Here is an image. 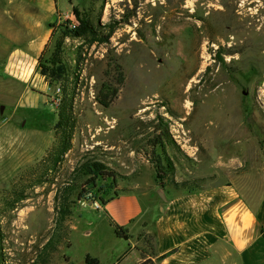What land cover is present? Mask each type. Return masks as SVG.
I'll return each mask as SVG.
<instances>
[{
	"label": "rangeland",
	"instance_id": "1",
	"mask_svg": "<svg viewBox=\"0 0 264 264\" xmlns=\"http://www.w3.org/2000/svg\"><path fill=\"white\" fill-rule=\"evenodd\" d=\"M55 4L57 13L65 15L55 18L44 59L61 32L77 25L73 7L97 26L113 27L103 43L63 40L64 75L68 82L77 78V123L64 177L82 163H100L116 174L115 182L97 180L96 189L102 190L93 193L108 198L136 190L149 213L162 202L161 190L177 194L220 184L233 185L255 208L264 192V0ZM4 14L1 10L0 59L12 51L29 54L40 28L28 26L31 19L25 13L16 19ZM117 66L122 85H117ZM23 90L0 68V264H83L86 255L99 264H128L125 255L136 239L117 238L105 214L90 201L83 207L72 197L63 243L51 231L54 186L36 188L21 208L10 209L8 193L52 144L61 84L51 83L48 94L37 89L35 99L24 97ZM98 93L113 98L108 107L98 104ZM159 124L167 127L175 145L152 150L147 140L151 126ZM166 157L174 171L158 177L156 167H164ZM139 230L136 224L130 227ZM50 234L54 241L34 258L35 247Z\"/></svg>",
	"mask_w": 264,
	"mask_h": 264
},
{
	"label": "crops",
	"instance_id": "2",
	"mask_svg": "<svg viewBox=\"0 0 264 264\" xmlns=\"http://www.w3.org/2000/svg\"><path fill=\"white\" fill-rule=\"evenodd\" d=\"M55 1L0 0V6H6L0 8L4 16L16 19L25 13L24 17L31 19L28 26L40 28L39 37L28 48L29 54L12 51L0 59L2 71L21 83L23 96L27 94L30 99L36 98L37 89L44 93L51 89L36 66L52 36L53 24L65 15L57 13ZM12 35L10 32L7 38L11 40ZM45 98L47 103L50 96ZM136 192H120L99 210L108 221L127 230V241L135 240L141 232L151 234L154 258L161 257L157 264H264V192L252 208L230 184L177 194L161 190L162 202L150 209L151 213L144 211ZM134 224L139 231H130ZM134 246L126 252L128 264L139 260ZM91 258L99 264L97 258ZM121 263L123 260L116 264Z\"/></svg>",
	"mask_w": 264,
	"mask_h": 264
},
{
	"label": "trees",
	"instance_id": "3",
	"mask_svg": "<svg viewBox=\"0 0 264 264\" xmlns=\"http://www.w3.org/2000/svg\"><path fill=\"white\" fill-rule=\"evenodd\" d=\"M92 4V2H91ZM74 15L77 25L74 27H67L61 32L60 37L55 41L53 51L47 59H44L45 48L41 55L37 59L36 71L44 78L47 79L49 84L58 81L61 84V93L56 106L57 120L53 129V141L51 146L47 149L43 157L34 165V168L27 170L21 174L18 181L14 185V189L8 193L9 207L11 210L21 208L22 202L29 198L31 193L36 188H40L43 185L54 186L53 196V227L51 229L57 232L56 242L63 243L66 239L68 227L71 220V207L74 204L72 197L75 196L77 201L80 200H92L99 199L102 206L113 200L117 192H113L112 196L103 198L96 196L93 192H100L102 189H96L97 180L106 181L111 179L115 182L116 174L113 171L108 170L105 166L97 162H85L75 167L67 177L64 168V159L66 154L72 148L73 134L77 123V113L75 112V87L77 78L74 81L68 82L69 78L65 77L66 71L61 61V50L63 40L67 37L79 38L92 44L95 41L101 43L106 42L113 33V27L110 25H104L103 27L97 26L93 23L91 18L87 15L82 16L76 7L71 10ZM53 27V26H52ZM106 32L105 35L101 33ZM53 37V34L52 36ZM117 68L118 81L117 85L123 84L122 73L120 67ZM65 74V75H64ZM63 76V77H62ZM105 89V85H103ZM117 93V89L112 90V97ZM107 97V95L101 93L96 96V101L103 108L109 106L113 98ZM152 135L147 140V146L150 149H154L159 146L164 149L165 146H174V142L171 139L167 127L162 124L151 126ZM163 151V150H162ZM164 167L157 168V176L165 175L167 172L173 173L174 167L169 158H165ZM61 175V180L55 181L56 177ZM84 177H86L84 179ZM182 188H185L180 185ZM112 226L114 234L117 238L125 239L128 236V232L125 228L118 227L109 221ZM55 237L53 235L46 239V242L41 246H36L34 250V258L40 250L48 248ZM136 244L134 248L139 254V260L135 264H157L161 257L154 258L153 254V236L151 234L141 232L136 237ZM54 249V248H53ZM33 258V260H34ZM32 260V261H33ZM83 264H98L97 261L90 256L86 255Z\"/></svg>",
	"mask_w": 264,
	"mask_h": 264
},
{
	"label": "built area",
	"instance_id": "4",
	"mask_svg": "<svg viewBox=\"0 0 264 264\" xmlns=\"http://www.w3.org/2000/svg\"><path fill=\"white\" fill-rule=\"evenodd\" d=\"M72 27H74V25H72ZM88 201H90V206L93 208V209H95V210H99L101 207H102V204H101V202H100V200L99 199H92V200H88ZM80 202V204L83 206V207H85L86 205H87V201H85V200H80L79 201Z\"/></svg>",
	"mask_w": 264,
	"mask_h": 264
},
{
	"label": "water",
	"instance_id": "5",
	"mask_svg": "<svg viewBox=\"0 0 264 264\" xmlns=\"http://www.w3.org/2000/svg\"><path fill=\"white\" fill-rule=\"evenodd\" d=\"M1 110H2V108H1Z\"/></svg>",
	"mask_w": 264,
	"mask_h": 264
}]
</instances>
